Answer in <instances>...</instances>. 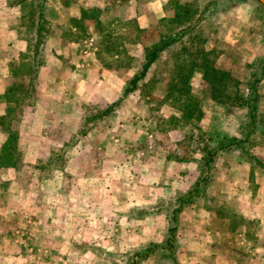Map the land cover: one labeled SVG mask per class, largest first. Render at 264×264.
<instances>
[{"label": "rangeland", "instance_id": "374dc122", "mask_svg": "<svg viewBox=\"0 0 264 264\" xmlns=\"http://www.w3.org/2000/svg\"><path fill=\"white\" fill-rule=\"evenodd\" d=\"M13 1L21 4V8L16 12L21 19L24 11L31 6H36L38 2V0ZM46 1L53 6L52 10L45 13L48 32L63 35L65 39L77 38L72 48H69L68 42L63 47L68 52L72 50L71 56L75 52L86 54L96 51L97 57L95 58L100 64L114 66L123 73L124 78L129 77L136 70L143 44L150 43L160 33L176 29L179 23L172 20V17L176 13L178 1L190 3L193 9L195 7V3H191V0H68L67 3L63 0ZM203 1L213 2L210 3L209 10L201 17L197 28L191 32L190 36L193 35V39L190 41L189 37L184 35L172 47L164 50L160 58L148 70L139 89L130 92L117 108V113H121L123 121L128 125L124 144L130 147L131 152L127 159L132 167H123L121 176L120 173L104 175L103 172L101 173L103 164L98 163L101 158L97 153L99 150L96 153L92 152L91 156L80 154L77 160V163L84 160V165L88 163L92 165V169L82 170L85 175L96 176L101 182L104 179L108 180L107 189L103 188L104 183L103 186L100 185V188L105 194L111 187L110 193L117 195L120 205L125 204V200L136 196L133 182L140 178L143 180V183L139 182L142 186L147 182L145 199L137 194V200L139 199L140 203L145 200L142 203L144 207L141 209L169 211L174 196L192 184L198 176L199 171L195 168V162L192 159L199 155L201 145L207 140L216 142L223 135L238 134L244 111L234 105L231 95L234 89H238L246 82L248 72L252 69V63L264 55V6L259 0ZM24 3L26 7L23 6ZM82 9L84 15L81 17ZM1 14L9 16L7 9L2 10ZM25 26L23 23L17 27L19 34H29ZM234 37L236 40L231 42ZM183 45L187 48L182 49ZM201 47L208 49L206 57L213 60L215 66L231 73L232 80L226 82L227 89L223 91L222 96L221 81L217 83L218 91L215 93L220 97H217L219 99L217 101L211 96H206L209 91H206L207 88L203 89L202 82L204 81L201 74H193L188 81L201 107L200 112H195L200 117L196 118L193 115L190 120H186L180 116L182 101L176 100L177 97H181L176 90L169 93L168 87L173 80L179 83L178 74L181 72L179 69L189 68L193 61L200 59ZM40 48L43 50L42 44ZM4 54L7 56V52ZM43 55L41 51L42 61ZM21 56L20 61L17 62L18 70L25 71L29 66L28 53ZM195 71L198 70L195 69ZM235 80L240 83L237 85ZM8 85L10 87L5 98L8 101L6 108L9 111L1 118L0 124L7 130L17 131V121L20 117L25 118L24 115L27 113L23 111L24 106L19 105L25 99L22 98L19 103L16 101L17 96L15 95L21 93L17 91L18 89H14L18 85L16 77H10ZM38 92L36 90L33 93L35 102L39 98L36 95ZM0 106L3 107L2 104ZM260 109L264 113V101ZM115 127L113 131L117 133V127L123 126ZM87 138L85 140L89 143L91 136L87 135ZM73 140L74 138L70 137L64 141L58 151L64 148L67 150L72 146ZM97 140V138L94 139L96 142ZM15 142L19 145L14 149L12 157L20 163V167L10 186L7 182V174L0 172V208L3 209L10 205L8 214L0 213V228H7L21 220L25 223V218H23L25 212L20 210L23 207L21 206L22 200L16 198L13 193L22 192L25 198L30 191L29 183L32 182H29V177L33 176L38 179L43 174L42 178L46 179L56 176L59 173L57 169L65 167L69 161V157L63 153L58 154L59 156L52 155L51 159L39 162L44 166L40 171L35 172L25 165L29 160L28 155L25 154V147L28 146L25 138H17ZM99 144L104 145L102 142ZM253 150L264 159V145L263 147L255 146ZM138 163L146 164V166L139 168ZM213 170L215 171L214 178L207 187V197L198 198L193 204L182 207L180 222H178L181 239L178 236L177 240L179 242L181 240L185 247L189 246L192 238L187 236L188 230L194 228L200 233L202 227H213L221 231V238L216 233L209 234L208 240L212 243L218 240L240 243L242 240L240 243L242 251H246L247 248L249 253L251 248L246 247L245 243L248 242L244 241L245 236L233 230L245 226L249 231L254 229L256 231V226H261L264 231V223L260 224V221H256L257 215H264V169L252 167L248 161L240 158L237 151H230L218 156ZM70 171V169L69 171L64 170L60 172V175L68 178L72 176V173H68ZM117 179L125 180L127 183L117 182ZM168 182L172 186L171 192L162 193L156 197L150 196L151 187L156 185L155 188H158L159 185L168 184ZM53 187L42 184L44 191L55 190L58 185ZM139 194H144V190ZM137 205L139 204L135 207H139ZM139 209L131 212L138 214ZM251 214L252 217H250ZM114 220L117 222V219ZM46 227L47 224L43 219L41 226L38 228L36 226L32 237L27 239L33 241L34 250L26 252L24 249L13 250L12 248L6 252L5 262L7 264L10 262L18 264H131V253H128V250H101L104 242L102 235L85 232L83 236L89 233L90 240L87 239L88 237L74 238L72 236L74 228L69 227L67 223L64 225L66 230H61L60 225H51L52 229L46 235L45 231L48 230ZM228 230L233 232H228ZM4 231L1 230L2 233ZM61 233L67 238L71 237L69 241L71 246L61 245L62 238L65 239ZM47 236L48 239H46ZM118 236L115 233L110 235V241L117 239L116 242H118ZM197 237L201 238L202 234ZM25 240L18 239L17 247L24 245ZM47 242L50 250L43 253L44 249L39 248ZM187 251L182 250V252ZM175 254H177L176 249ZM118 256L120 259L116 260ZM159 259L161 256L154 258L153 264L161 263Z\"/></svg>", "mask_w": 264, "mask_h": 264}, {"label": "crops", "instance_id": "0c3cea01", "mask_svg": "<svg viewBox=\"0 0 264 264\" xmlns=\"http://www.w3.org/2000/svg\"><path fill=\"white\" fill-rule=\"evenodd\" d=\"M197 1L205 2L203 0ZM20 8V2L0 0V97H3L2 100L0 98V105H3V107L0 106V123L1 118L9 111L6 108L8 101L5 95L9 91L8 81L10 77H16L18 85L22 84L21 90L26 93L31 77L30 70H18L17 66V62L20 61L19 58L23 54L27 55L28 53L29 64L32 63L33 59L30 35L18 33L19 29L17 27L20 24L22 25V22L16 12ZM5 9L8 10L9 16H2L1 11ZM235 40L234 37L231 42ZM66 42H68L69 48H72L76 44L77 38L65 39L63 35L55 32H50L43 38V50L41 51L44 54V59L38 64L30 86H33L34 91H39L36 93L39 98L35 102L34 95L33 97L26 96L28 94L23 96L21 93L15 95L17 96L15 97L17 103L22 98L25 99L19 105L24 106L23 111H27V113L24 115L25 118L20 117L19 121L16 120L18 124L16 125L18 127L17 131L11 130L15 132L16 139L25 138L28 145L25 147V154L29 157L25 165L35 170V172L40 171L44 166L39 162L51 159L52 155L63 153L69 157V161L65 167L57 169L59 173L56 176L47 177L46 179L42 178L43 174L39 175L38 179L33 176L29 177V182H32L29 183V186L31 185L29 187L30 191H28L29 194L27 193L25 198L22 196V192L13 193L16 198L22 200L21 206L23 207L20 210L25 212V217H23L25 223L21 220L13 223L16 225L12 224L7 228H0V263L7 264L4 260L5 254L12 248L13 250L24 249L26 252L34 250L33 241L27 239L32 237L34 228L36 226L37 228L40 227L43 219H45L46 228H48L45 231L46 235L52 229L51 225H60L61 230H66L64 225L67 223L69 227L74 228L72 235L74 238L88 237L89 233L83 236L85 232H90L93 235L97 233L100 236L102 235V240L106 242H103L101 250H128V253H131L130 260H138L139 264H153L154 258L159 256H161V259H159L161 263L159 264H173L172 255L178 264H264V231L261 226H256V231L255 229L249 231L245 226L233 230L245 236L244 241L248 242L245 245L251 248L249 253L246 247V251H242L240 244L242 240L240 243L236 241L221 242L220 240L212 243L211 240H208L209 234L216 233L221 238V231L213 227H202L200 233L194 228L188 230L187 236L191 237L192 241L189 246L185 247L181 240L180 242L177 240L178 236L181 239L177 227L173 253L170 255L163 245L169 224L168 211L166 212L163 209L144 211L141 208L144 207L142 203L145 200L142 203L139 199L137 200V194L145 199V185L147 182L143 186L141 185L143 180H140V178L133 182L134 192L137 193L134 196L135 198L130 199L131 201L125 200V204L120 205L117 201V195L110 193L111 187L105 194L100 188L104 183L103 188L107 189L108 180L104 179L101 182L96 176L92 177L82 172L84 169H92L93 167L90 166V163L84 165V160L77 163L80 154L91 156L93 155L92 152L96 153L98 150L97 153L101 157L98 163L103 164V166L101 165V173L103 172L104 175L120 173L121 176L123 167H132L127 159L131 152L129 151L130 147L124 144L128 125L123 121L121 113H117L118 106L129 94L121 99L110 114L97 119L89 130L85 133L79 132L83 116L87 111L104 107L121 96L127 76L124 78L123 73L112 65L100 64L95 58L96 51L86 54L75 52L71 56L72 50L68 52L63 48ZM5 52H7V56H5ZM262 90L264 91V81ZM120 125L123 127H117V133H115L113 131L116 128L115 126ZM87 135L91 136V143L85 140V138L88 139ZM0 136L1 148L9 138V131L3 128L1 124ZM70 137L74 138L72 146L67 150L64 148L58 151L64 141ZM96 138L98 139L97 142L94 141ZM100 142L104 144L103 146L107 144L106 147L100 145ZM140 166H146V164L138 163L137 167L140 168ZM19 167L20 163L17 160L8 164L0 163V172L7 174L6 178L9 186L17 175ZM69 169L71 171L68 173H72V176L64 178L60 175V172L69 171ZM117 180L122 184L127 183L125 180ZM42 184L51 187L57 184L58 187L55 190L44 191L42 190ZM190 185L186 186L185 189ZM155 186H150V196L156 197L162 193L171 192L172 188L169 182L168 184L159 185L158 188H155ZM72 187L73 189H70ZM143 190L144 194H139ZM136 204H139L137 205L139 207H135ZM8 207L10 205L3 209L0 208V213L8 214ZM136 209H139L138 214L131 212ZM181 212L178 213V222H180ZM257 216L256 221H260V224L264 223V215ZM250 217H252V214ZM114 219H117V222ZM1 230L5 231L2 233ZM233 231L228 230V232ZM114 233L119 235L118 242H116L117 239L110 241L109 236ZM199 234H202L201 238L197 237ZM62 235L65 239L62 238L61 245L71 246L69 244L71 237L67 238L65 234ZM18 239H26L24 245H20L21 247H17ZM46 239H48V236ZM87 239L90 240V237ZM47 244L48 242L44 246L42 244V247L39 248L44 249L43 253L50 250ZM153 245L156 246L142 259L134 254L135 251H141ZM175 249L177 254H175ZM188 249H190L189 252ZM182 250L187 252H182ZM117 259H120L119 256ZM9 264L18 263L10 262Z\"/></svg>", "mask_w": 264, "mask_h": 264}, {"label": "trees", "instance_id": "16d2710c", "mask_svg": "<svg viewBox=\"0 0 264 264\" xmlns=\"http://www.w3.org/2000/svg\"><path fill=\"white\" fill-rule=\"evenodd\" d=\"M68 0H63L67 3ZM191 3H195V7H191L186 2H180L176 4L177 10L172 20L177 21L179 24L176 29H169L164 33H160L153 41L148 44H143L140 62L136 70L125 79V83L122 88L121 96L104 107L90 109L83 116V121L79 128L80 133H85L95 123L97 119L102 118L105 115L110 114L120 103L121 99L127 97V95L139 89L142 80H144L148 70L161 56L162 52L169 47H172L174 43L180 40L181 37L186 35L191 41L193 35L191 32L197 28L198 22L201 20L203 14L208 11L210 3L213 1L198 2L197 0H191ZM33 4V3H32ZM26 7V4H23ZM50 2L46 0H38L36 6L24 11L21 22L26 26L30 35V41L32 46V63L29 64L28 70L31 72L29 81V87H27V93L21 90V85H14V89H18V92L24 96L33 97L32 79L37 71L38 64L42 62L41 58V44L43 38L49 33L46 26L45 13L48 10H52ZM84 15L83 9L81 10V17ZM74 23H76L75 17H73ZM182 49L187 48L185 45ZM208 49L201 47L199 51L200 59L191 63L189 68L179 69L181 71L178 74L179 83L173 80L169 87L168 92L172 93L176 90L181 98L176 100L182 101L181 117L190 120L191 116L199 118V114H195L196 111L200 112V108L197 102L196 96L192 93L191 84L189 79L195 73L201 74L204 82L203 89L209 91L206 96H211L213 99H217L219 94L217 83L221 81V96L224 90L227 89L226 82L232 80L231 73L223 68H219L214 65L213 60L206 57ZM198 67V68H195ZM197 69L198 71H195ZM247 80L238 89H234V93L231 95L233 103L236 107L243 110L244 118L239 124L238 134H228L221 136L216 142L207 140L199 148V155L194 157L195 168L199 171L198 176L192 182V184L176 194L172 199V205L168 211V227L167 234L164 239L163 245L167 248L170 255L173 253V246L176 240V232L178 227V213L181 211L184 205L193 204L198 198L207 197V187L214 178V164L218 156L222 153L237 151L240 158L249 162L252 167H259L264 169V159L258 156L253 148L255 146L264 145V113L260 107L264 101V91L262 90V84L264 81V55L259 57L252 63V69L248 72ZM237 85L240 83L236 81ZM235 83V85H236ZM207 85V86H206ZM226 94V93H224ZM218 97V98H217ZM230 97V95H228ZM222 98V97H221ZM222 101V99H221ZM9 131V138L0 148V163H11L16 160L13 159L12 154L16 148L15 132ZM153 246H149L141 251H135L140 259L146 257L148 252L153 249ZM173 264L175 262L173 255L171 256ZM131 264H138V260L131 261Z\"/></svg>", "mask_w": 264, "mask_h": 264}, {"label": "water", "instance_id": "95a60500", "mask_svg": "<svg viewBox=\"0 0 264 264\" xmlns=\"http://www.w3.org/2000/svg\"><path fill=\"white\" fill-rule=\"evenodd\" d=\"M262 4H263V6H264V0H259Z\"/></svg>", "mask_w": 264, "mask_h": 264}]
</instances>
